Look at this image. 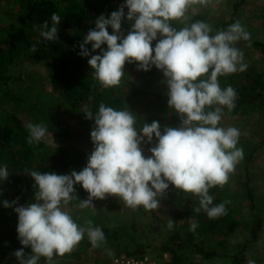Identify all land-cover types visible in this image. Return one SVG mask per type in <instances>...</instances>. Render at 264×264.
<instances>
[{"label":"clouds","instance_id":"obj_1","mask_svg":"<svg viewBox=\"0 0 264 264\" xmlns=\"http://www.w3.org/2000/svg\"><path fill=\"white\" fill-rule=\"evenodd\" d=\"M195 2L206 5L208 0H126L110 17L100 15L84 36L80 54L90 57L93 76L105 88L121 84L126 63H136L137 70L150 71L152 66L161 70L168 87V106L179 115L180 125L165 126L162 133L158 121L138 128L137 115L129 109L117 110L103 102L95 114L86 109L85 117L94 119L90 133L94 150L87 166L70 175L29 171L37 189L35 202L14 208L23 246L14 253L19 264H39L42 257L45 264H55L54 257L71 253L85 234L93 247L107 242L102 229L93 227L91 220L82 226L65 210L74 200H79L81 209H95L94 199L116 196L133 210L140 206L155 210L172 185L198 197L195 213L203 210L209 219L227 214L226 205L231 202L214 204L209 190L228 183L244 153L237 147L239 129L220 126L223 107L231 111L237 93L230 85L222 88L218 77L247 70L244 52L236 43L250 42L251 37L239 20L219 31L199 20L174 27L170 21L185 20ZM125 8L127 20L134 21L126 35L121 30ZM60 22L61 17L53 13L51 24L45 20L34 27L44 41L58 42ZM153 41H157L154 48ZM88 44L91 52L85 47ZM37 50L33 45L31 51ZM96 50L100 53L93 55ZM26 127L30 145L39 144L48 134L43 123ZM153 137L157 143L146 158L141 144H151ZM9 175L8 165L0 166V180H7ZM77 184L89 193L88 199L81 200L75 194ZM12 204L4 201V207ZM167 227H174L171 218ZM197 227L193 223L190 230ZM25 247H30L32 254L25 255Z\"/></svg>","mask_w":264,"mask_h":264},{"label":"trees","instance_id":"obj_2","mask_svg":"<svg viewBox=\"0 0 264 264\" xmlns=\"http://www.w3.org/2000/svg\"><path fill=\"white\" fill-rule=\"evenodd\" d=\"M247 1L235 0L228 19L210 24L214 31L227 29L237 20L242 24V8ZM115 2H126V0H21L23 11L21 25L17 28L14 27L5 38L0 35V99L23 105L30 111H34L42 120L45 119L44 109H40L36 103L29 102L7 90L15 80L14 66L25 59L35 64L51 63L50 85L53 92L62 96L72 110L80 112L83 116H85L83 112L86 109H91L95 114L101 102L117 110L126 109L118 92L122 89L121 85L112 88L103 87L93 76V70L88 64L90 57L80 54V44L83 42L81 35L95 27V20L100 15L103 14L105 18L110 17L113 12L111 6ZM53 13H57L61 17V22L58 25L59 40L58 42H47L43 40L34 26L42 24L45 20L51 24ZM198 20L203 21L199 14L193 16L188 24ZM170 23L178 28L188 25L178 24L179 22L175 20ZM64 30L72 31V41L69 43L62 39L61 32ZM121 30L126 35L131 27L122 21ZM108 31L109 34L112 33L111 27L108 28ZM155 43L153 41V48ZM238 43L249 45L264 57V42L251 37L250 42L240 40ZM33 45L38 48L35 53L31 51ZM85 47L91 52V48ZM102 48L106 50L107 45H102ZM99 53L100 50L92 52L93 55ZM126 68L144 78H155L160 72L155 66H152L150 71L137 70L136 63H126L124 69ZM218 79L222 88L230 85L237 93L234 101L235 107L231 111L223 107L222 118L240 117L264 108L263 70L250 67L246 71L220 76ZM150 120L151 122L158 121L161 124L162 133L165 126L179 127L180 125L179 115H172L168 110L155 113ZM13 121L11 127L0 131V166L7 164L10 173L7 180H0V264H19L14 253L23 246L18 238V214L14 208L29 203L31 197L35 196L37 189L34 188V179L28 175L29 171L70 175L73 170L79 172L86 167L89 157L79 148L54 149L44 141L30 145L27 143L29 135L27 127L16 119ZM64 135L68 138L76 137L74 132L69 130H66ZM155 143L157 141L153 137V142L148 145L147 157L151 155L149 149L155 146ZM250 150L244 158L245 166L240 176V186L244 196L254 207L255 195L252 188L251 168L258 151V145L251 147ZM74 187L75 194L79 199H88L89 193L81 185L77 184ZM209 194L214 197V204L222 203L225 200L231 202L226 205V215L209 219L203 210L199 214L195 213L193 209L199 206L198 197L170 185L166 197L170 200L172 214L166 218L164 224L167 227L168 220L171 218L174 221V227L171 230L168 229V239L157 251L153 250L160 253L158 254L159 264H247L248 245L259 239L262 228L260 217L257 214L254 215L247 239L231 245L239 227L237 210L231 201V196L220 186L211 188ZM111 198L112 196H108L104 200L94 199L93 205L109 201ZM4 201H8L10 204L14 201L16 203L11 207H4ZM78 203L79 200H74L66 206V209L76 207ZM72 217L78 224L85 225L77 217ZM96 222L95 227L102 229L107 242L100 247H93L85 234V237L73 250L72 258L82 254L87 255L90 251H99L106 247H110L116 253H126L137 258L148 255L145 248L137 245L139 242L133 237L130 230L126 229L125 223L120 225L113 220L99 221L98 219ZM193 223L198 224L195 231L190 230ZM24 252L25 255L32 254L30 247H25ZM165 256L167 257L164 258ZM225 258L230 260H226L225 263L219 262ZM61 259V256H55V264ZM39 264H45L43 257Z\"/></svg>","mask_w":264,"mask_h":264},{"label":"rangeland","instance_id":"obj_3","mask_svg":"<svg viewBox=\"0 0 264 264\" xmlns=\"http://www.w3.org/2000/svg\"><path fill=\"white\" fill-rule=\"evenodd\" d=\"M235 0H208L206 5L199 2L193 3L186 13L185 20H175L178 24H188L191 18L197 14L201 15L203 21L215 24L229 18L232 5ZM126 2H115L111 6L112 11H116ZM125 18L123 21L131 27L134 21L127 20L125 8ZM23 11L21 0H0V35L5 38L14 27L21 25ZM242 25L250 33V37L264 42V0H248L242 8ZM189 25V24H188ZM175 27V26H174ZM179 29L178 27H176ZM72 31L61 32L62 39L69 43L72 41ZM87 34V32H86ZM81 35V39L84 36ZM159 39V37H158ZM157 42V41H154ZM91 48V44L86 45ZM236 47L244 52L243 63L248 67H254L264 71V57L255 49L244 43H236ZM51 63L40 64L30 63L21 60L13 68L15 80L7 88L18 96L34 102L40 109L45 110V119L42 120L34 111H30L23 105H18L14 101L0 99V131L13 125V120L20 121L24 126L29 123H43L48 128V134L43 140L49 147L61 149H81L89 155L94 150L90 133L94 126V119L89 120L80 112L72 110L65 100L58 93L53 92L50 85ZM124 77L121 80L122 89L119 95L122 98L126 109L137 115V127L143 123H150V118L161 110H168L172 115L177 113L168 106V87L165 83L163 72L155 78H144L130 69H124ZM222 127H235L240 131L237 147L243 149V160L236 165L235 171L230 174L229 181L223 186L227 194L231 196V201L237 210V220L239 227L236 230L231 245L244 241L250 234V229L257 214L262 222V228L257 242L248 245L247 264L255 261V264H264V108L252 111L240 117H224L220 122ZM74 132L75 138L66 137L65 131ZM148 143L141 144L143 154L147 158ZM258 145L254 162L251 168L252 188L255 195V208L244 196L240 186V176L244 171V158L251 147ZM251 151V150H250ZM31 197L29 203H34ZM94 208L81 209L78 206L65 208L72 216L86 223L91 220L92 226L97 224L96 220H113L126 224V229L130 230L133 237L147 251L148 256L158 263L160 253L154 252L169 237V230L164 222L172 214L170 200H161V207L155 210H145L143 206L133 210L116 196H112L109 201L94 205ZM71 253L61 256L57 264H110L116 257L126 253H116L110 247L99 251H90L87 255L75 256ZM130 256V255H128ZM165 256L164 258H166ZM161 258V257H160ZM112 260V261H111ZM221 259L219 262L225 263Z\"/></svg>","mask_w":264,"mask_h":264},{"label":"built area","instance_id":"obj_4","mask_svg":"<svg viewBox=\"0 0 264 264\" xmlns=\"http://www.w3.org/2000/svg\"><path fill=\"white\" fill-rule=\"evenodd\" d=\"M112 264H159L152 257L145 255L143 257H134L122 254L112 261Z\"/></svg>","mask_w":264,"mask_h":264}]
</instances>
